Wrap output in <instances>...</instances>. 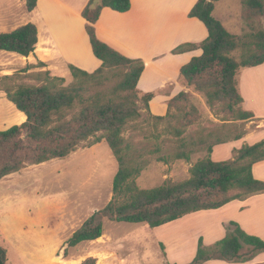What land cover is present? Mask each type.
Masks as SVG:
<instances>
[{"label": "trees", "instance_id": "1", "mask_svg": "<svg viewBox=\"0 0 264 264\" xmlns=\"http://www.w3.org/2000/svg\"><path fill=\"white\" fill-rule=\"evenodd\" d=\"M218 1L198 0L188 13L189 18L203 23L208 36L200 45L202 55L193 57L180 68L179 82L186 89L200 93L211 110L220 105L218 110L226 119L243 124L254 115L242 108L238 76L241 69L264 64V30L246 38L228 32L212 16L214 4ZM240 1L245 21L264 18V0ZM36 2L25 0L28 13L34 11ZM103 8L125 13L130 9V0H89L82 10L92 53L101 61L96 71L87 73L69 66L71 76L77 80L69 87H56L49 81L39 86L18 85L14 90L4 91L26 119L20 125L0 131V180L26 165L63 159L80 144L103 132L95 141L104 140L118 165L112 181V198L74 231L66 242L68 247L100 238L104 220L155 228L190 213L218 209L233 200L264 193V182L252 176V166L264 161V140L234 150L230 160L215 162L210 158L214 146L241 139L246 133L243 130L233 137L220 132L212 135L213 141L206 148L207 156L191 165L187 179L178 183L165 181L151 189L138 187L135 178L143 166L134 165L128 155L129 145L124 144L121 133L130 120L139 116L138 102L148 112L152 95L136 90V83L144 69L143 62L126 58L97 39L94 25ZM36 44L37 31L32 23L0 33V52L28 57L34 52ZM191 48L180 46L172 53H183ZM237 51L238 58H235L233 53ZM108 74L110 78L119 77L115 87L86 95L89 90L86 81L93 80L101 85ZM189 99L188 91L180 92L168 102L166 116H169L175 103H187ZM75 107H79L78 112L67 118ZM190 109L194 115L197 114L193 105ZM176 157L188 160L184 153ZM225 230V236L209 248L204 247L200 238L196 255L189 264H203L211 260L244 263L264 253V241L246 234L236 223L229 222ZM6 263V251L0 247V264ZM81 264H96V259L87 257Z\"/></svg>", "mask_w": 264, "mask_h": 264}, {"label": "rangeland", "instance_id": "2", "mask_svg": "<svg viewBox=\"0 0 264 264\" xmlns=\"http://www.w3.org/2000/svg\"><path fill=\"white\" fill-rule=\"evenodd\" d=\"M220 3L218 16L226 23L220 22L226 30L229 27L241 38L264 30L263 17L245 21L240 0H221ZM225 9L232 11L231 20L237 23L231 26L228 21L227 25ZM30 15L25 0H0V33L26 24ZM66 29L60 33L68 31V39L74 40L76 29ZM72 44L68 46L74 50L81 47L79 42ZM42 52L44 55L33 53L29 57L0 52V131L24 122L22 114L8 100L6 89L14 90L18 85L39 86L49 81L56 87H69L77 82L69 69L72 64L58 51L50 48ZM238 53L234 52L233 56L238 58ZM106 77L101 85L86 81L89 89L86 95L115 87L119 77L110 78V74ZM187 90L189 102L175 103L169 116L166 113L161 120H156L138 102L139 116L122 130L124 144L129 145L128 155L134 165L143 166L135 178L140 189L187 179L191 165L207 156L206 148L213 141L212 135L220 132L233 137L247 130L244 123L226 119L218 110L220 105L211 110L200 93L191 88ZM191 105L196 108V115L191 112ZM78 110L79 107L72 109L67 118ZM102 134L89 138L63 159L26 165L0 180V247L6 251V264H81L83 257L96 250L94 243L68 247L66 242L112 198V181L118 165L104 140L95 141ZM181 153L186 154L188 160L176 157ZM103 232L113 238L112 247L120 253L146 254L154 264L162 260L156 235L147 225L104 220ZM56 257H60L61 262L55 261Z\"/></svg>", "mask_w": 264, "mask_h": 264}, {"label": "crops", "instance_id": "3", "mask_svg": "<svg viewBox=\"0 0 264 264\" xmlns=\"http://www.w3.org/2000/svg\"><path fill=\"white\" fill-rule=\"evenodd\" d=\"M88 1L37 0L36 8L27 21L34 24L37 31V44L33 53L44 55L42 50L54 48L72 64L71 66L87 73L96 71L101 66V61L92 53L85 31L86 22L81 15ZM197 1L130 0V9L125 13L103 8L94 25L99 41L126 58L143 62L144 69L136 83V90L141 94L152 95L148 102V112L153 117H164L168 110V102L180 92L188 91L179 82L180 68L193 57L202 55L200 45L208 36L207 30L198 19L188 17ZM220 1L214 4L212 16L226 25L218 16ZM224 15L227 25L228 21L231 26L232 23H237L235 19L231 20L233 15L231 10L225 9ZM68 27L76 29L72 41L68 39L66 31ZM62 29H66L64 30L66 33L61 34ZM227 29L228 32L236 34L229 27ZM64 36L67 40L63 38ZM75 42L81 45L78 46L79 50L77 46L75 47L78 51L68 46L72 43L75 45ZM186 45L192 48L183 53H172L174 49ZM244 69L248 70L245 72ZM244 69L240 70L238 76L242 108L252 112L254 117L244 122L247 130L241 139L212 148L210 158L215 162L230 160L233 158L234 150L264 139V64ZM21 114L25 121L24 114ZM19 118L21 119L20 116ZM253 124L256 126L251 129L250 126ZM252 176L264 182V161L252 166ZM229 222L236 223L246 234L264 241V193L243 200H233L218 209L190 213L152 228L158 248L162 250V260L155 264H189L196 255L198 240L201 238L204 247H211L225 236V227ZM112 242L113 238L104 232L95 241L83 242L90 245L94 243L96 250L83 257L82 261L87 257H93L96 264H154L153 259L146 254L127 256L120 253L112 247ZM262 263L264 253L244 263L211 260L203 264Z\"/></svg>", "mask_w": 264, "mask_h": 264}, {"label": "water", "instance_id": "4", "mask_svg": "<svg viewBox=\"0 0 264 264\" xmlns=\"http://www.w3.org/2000/svg\"><path fill=\"white\" fill-rule=\"evenodd\" d=\"M55 261L61 262V258L60 257H56L54 258Z\"/></svg>", "mask_w": 264, "mask_h": 264}]
</instances>
